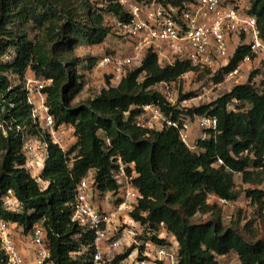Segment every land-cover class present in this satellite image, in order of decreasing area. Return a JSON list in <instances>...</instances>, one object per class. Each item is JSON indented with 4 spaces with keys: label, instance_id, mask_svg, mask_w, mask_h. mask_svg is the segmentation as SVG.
Returning <instances> with one entry per match:
<instances>
[{
    "label": "trees",
    "instance_id": "1",
    "mask_svg": "<svg viewBox=\"0 0 264 264\" xmlns=\"http://www.w3.org/2000/svg\"><path fill=\"white\" fill-rule=\"evenodd\" d=\"M137 1L168 7L190 0ZM241 5L257 18L264 41V0ZM109 14L130 19L119 0H0V123L6 129L4 133L0 127V220L20 227L24 235L43 224L53 264H91L94 233L72 221L76 187L91 175L95 203L105 209L103 202L110 194V207L118 204L122 197L115 176L121 162L140 193L131 216L147 226V239L168 243L169 239L158 236L162 226L169 237L174 236L180 264H221L220 259L232 252L239 264H264V237L255 238L249 224L245 230L237 224L225 225L221 208L209 203L211 198L237 200L235 175L240 174L244 183L257 185L248 188L246 195L264 212V187L260 186L264 183V80L259 86L252 81L264 73V62L246 82L184 111L156 86L199 69L184 58L164 63L150 48L117 84L106 75L105 87L76 102L87 85V71L102 55L81 57L74 52L81 44H102L112 32L120 35L106 23ZM122 38L131 53V41ZM247 55L254 56L250 45L239 44L226 65L204 70L214 71V80L221 82ZM31 76L49 80L44 91L51 114L57 124L74 128L75 141L67 150L53 143L31 117L25 90ZM151 104L178 121L179 127L139 125L138 118ZM184 113L192 119L198 115L217 119V129L198 138L196 149L181 138ZM26 136L48 140L41 172L44 187L25 166ZM10 190L22 204L21 212L5 207ZM209 212L212 218L207 221L191 220ZM0 264H8L1 236Z\"/></svg>",
    "mask_w": 264,
    "mask_h": 264
},
{
    "label": "built area",
    "instance_id": "2",
    "mask_svg": "<svg viewBox=\"0 0 264 264\" xmlns=\"http://www.w3.org/2000/svg\"><path fill=\"white\" fill-rule=\"evenodd\" d=\"M130 15L129 20L114 18V30L128 38L132 52L103 54L97 68L110 75L111 83L121 80L127 68L138 65L150 49L158 52L164 63L172 64L177 58L190 61L199 70H216L226 65L239 44L250 45L254 55L245 58L226 75V79L237 84L243 83L245 67L264 61V41L257 18L248 14L241 4L229 0H190L183 6H168L152 3L143 5L137 0H119ZM6 55V59H10ZM193 72L189 70L181 77ZM49 80L44 77H28L25 90L31 105V117L40 125L47 137L63 150H67L75 141L74 128L71 125L57 124L50 112L45 88ZM146 128H162L178 121L167 117L159 106L151 104L137 120ZM193 123L203 128L201 137L205 138L209 130L217 129V119L209 115L195 116ZM4 133L6 129L0 123ZM191 123L184 121L180 128L182 140L196 149V141L189 135ZM27 157L26 167L36 177L41 187L45 181L41 177L44 163L48 157L49 143L44 136H26L23 145ZM218 163H223L218 159ZM120 184L118 204L110 208H101L94 201L93 179L91 175L82 178L76 187L75 207L72 221L94 233L91 264H180L179 243L174 236L169 237L162 226L158 236L169 239L168 243H157L147 239V226L134 219L131 212L135 209L139 191L132 184V175L126 165L120 162L115 176ZM105 199L111 201V195ZM219 202L227 203L223 198ZM5 207L13 212H21L22 204L10 190L4 198ZM12 222L0 220V236L8 254V264H29L11 232ZM33 248L35 264H53L49 262L51 251L47 247L46 230L38 224L28 234Z\"/></svg>",
    "mask_w": 264,
    "mask_h": 264
},
{
    "label": "rangeland",
    "instance_id": "3",
    "mask_svg": "<svg viewBox=\"0 0 264 264\" xmlns=\"http://www.w3.org/2000/svg\"><path fill=\"white\" fill-rule=\"evenodd\" d=\"M95 1V0H94ZM234 0H229L233 2ZM237 0H235L236 2ZM240 4L246 6L251 5V0H239ZM237 3V2H236ZM106 23L111 27L115 28V20L112 15H106ZM121 52L123 54H130V48L122 36L112 32L108 36L105 42L100 45L88 47L85 44L79 45L75 54L81 57L97 56L100 57L105 53H116ZM264 61L257 62L245 67L243 72V83L250 77L251 73L256 69H260ZM214 71L198 70L191 72L188 76L181 77L176 81L161 83L156 86L171 102L173 105H177L179 108L184 109L192 108L201 104L209 103L216 99L218 96L230 91V89L237 83L224 78L221 82L214 80ZM107 76L104 74L102 69L97 68V64L91 71H87V85L83 92L76 98V102L87 100L91 95L98 93L103 87L106 86ZM264 80V73L260 72L253 78V82L256 86H259ZM187 96V98H182ZM184 120L193 123L190 116L184 113ZM194 124V123H193ZM196 126V125H195ZM196 136L193 141L201 137L204 132L203 128L196 126L194 127ZM235 190L238 192L239 197L235 201H228L227 203L218 202L216 199L211 198L209 201L212 205H217V208H221L223 214V221L225 225L237 224L241 230H245V227L249 224L250 229L253 230L255 238L264 237V212L260 210V206L254 204L251 199L246 195L248 188L257 187L250 183H244L240 174L235 175ZM264 187V183L260 185ZM212 212L209 213H198L191 220L195 222H204L212 218ZM20 234L23 236L24 233ZM27 243V240H23ZM25 250L30 249L31 246L28 244L24 246ZM32 249V248H31ZM25 257L28 256L23 252ZM32 260L34 258L32 257ZM34 262V261H33ZM221 264H239V258L236 253H230L220 259Z\"/></svg>",
    "mask_w": 264,
    "mask_h": 264
},
{
    "label": "crops",
    "instance_id": "4",
    "mask_svg": "<svg viewBox=\"0 0 264 264\" xmlns=\"http://www.w3.org/2000/svg\"><path fill=\"white\" fill-rule=\"evenodd\" d=\"M119 82V81H118ZM118 82H116V83H113V84H117ZM196 124L194 123H192L191 124V128H190V130H189V135H190V137H191V139L193 140V138H194V136H196V131H195V128L194 127H196L195 126ZM104 205H103V207L104 208H109L110 207V202L109 201H107V200H104ZM11 232H12V235L14 236V238H15V240H16V242H17V244H18V247L21 249V252H22V254H23V252H25V254L28 256V258L27 257H25V255L23 254V256L25 257V259L29 262V264H35V261L34 260H32V257L34 258V255H33V248H32V245H31V243H30V240H29V238H28V235H21L20 234V232L22 233V229L20 228V227H18V226H16L15 224H13L12 223V225H11ZM24 239H26L27 240V243H25L23 240ZM29 245V246H31V248L30 249H27V250H25V248H24V246L25 245ZM34 261V262H33Z\"/></svg>",
    "mask_w": 264,
    "mask_h": 264
}]
</instances>
